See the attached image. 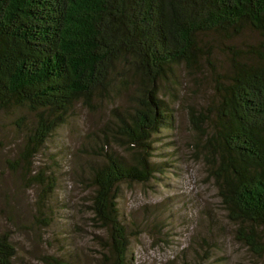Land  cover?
<instances>
[{
	"label": "trees",
	"instance_id": "16d2710c",
	"mask_svg": "<svg viewBox=\"0 0 264 264\" xmlns=\"http://www.w3.org/2000/svg\"><path fill=\"white\" fill-rule=\"evenodd\" d=\"M181 68L212 72L213 97L190 109L195 145L236 240L263 255L264 0H0V113H29L10 164L40 186L43 206L57 179L34 173V159L48 138L76 103L94 108L136 86L130 105L112 109L89 167L93 220L106 234H97V264H128L121 184L149 182L158 171L153 136L174 121L161 93L178 86ZM15 255L10 234L0 232V264Z\"/></svg>",
	"mask_w": 264,
	"mask_h": 264
},
{
	"label": "rangeland",
	"instance_id": "374dc122",
	"mask_svg": "<svg viewBox=\"0 0 264 264\" xmlns=\"http://www.w3.org/2000/svg\"><path fill=\"white\" fill-rule=\"evenodd\" d=\"M253 36L247 33L244 38ZM218 56L224 59L221 53ZM212 79L208 68L203 74L181 68L178 86L166 84L161 93L173 107L174 121L153 136L152 160L158 171L149 182L121 184L119 208L130 239L128 264H264V254L257 255L236 240L235 225L226 215L208 160L195 145L198 133L190 109H199L213 97ZM135 92V85L114 91L94 108L82 102L74 105L66 123L34 159V173L57 179L44 206L40 186L10 164L24 147L29 113H0V232L11 236L14 264H49L50 256L97 264L101 251L97 234H106L93 220L89 167L98 161L94 151L109 131L112 109L130 105Z\"/></svg>",
	"mask_w": 264,
	"mask_h": 264
}]
</instances>
